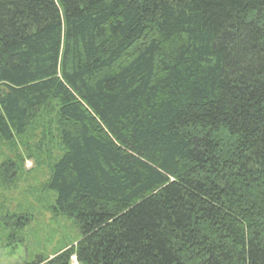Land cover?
<instances>
[{"label":"trees","instance_id":"trees-1","mask_svg":"<svg viewBox=\"0 0 264 264\" xmlns=\"http://www.w3.org/2000/svg\"><path fill=\"white\" fill-rule=\"evenodd\" d=\"M0 141L28 264H264V0H0Z\"/></svg>","mask_w":264,"mask_h":264},{"label":"rangeland","instance_id":"rangeland-1","mask_svg":"<svg viewBox=\"0 0 264 264\" xmlns=\"http://www.w3.org/2000/svg\"><path fill=\"white\" fill-rule=\"evenodd\" d=\"M1 147L4 149L6 146L0 141V150ZM7 153L11 152L8 150ZM25 167L27 170L33 169L35 162L27 160ZM38 173H29L21 176L20 179L15 178L10 189L4 187L0 181V193L5 196L7 203H10L11 212L21 211L31 202L36 204L33 219L29 220L21 230L26 241L23 245L14 236L10 240L8 238L10 233L19 234L20 230H16L18 227L15 229L13 226H6L0 220V264H28L42 251L47 254L52 253L55 244L62 237L64 232L62 228L71 234L75 233V226L71 220L61 216L57 219L46 210L45 204H39L36 198L38 195L32 189L36 188L37 181L42 178L40 176L45 171ZM73 264H77L74 259Z\"/></svg>","mask_w":264,"mask_h":264}]
</instances>
